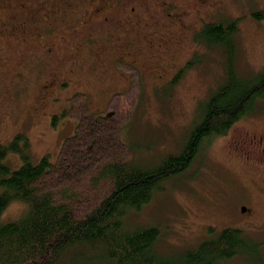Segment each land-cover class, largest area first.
I'll use <instances>...</instances> for the list:
<instances>
[{
    "label": "rangeland",
    "instance_id": "obj_1",
    "mask_svg": "<svg viewBox=\"0 0 264 264\" xmlns=\"http://www.w3.org/2000/svg\"><path fill=\"white\" fill-rule=\"evenodd\" d=\"M26 1L0 0V143L24 133L33 163L44 156L55 163L88 113L123 125V142L147 166L178 152L199 103L223 78L221 50L194 38L206 21L238 18V71L264 67V0ZM195 54L201 61L172 82ZM263 138L264 102L204 140L191 164L164 180L128 225L158 226L156 247L165 253L237 227L255 248L224 264H264ZM21 160L18 152L5 157L12 167ZM25 208L12 200L1 219H16ZM76 251L60 264H111Z\"/></svg>",
    "mask_w": 264,
    "mask_h": 264
},
{
    "label": "trees",
    "instance_id": "obj_2",
    "mask_svg": "<svg viewBox=\"0 0 264 264\" xmlns=\"http://www.w3.org/2000/svg\"><path fill=\"white\" fill-rule=\"evenodd\" d=\"M237 19L206 21L196 31L195 39L221 50L223 78L199 103L180 150L157 163L140 162L122 140L123 125L108 121L106 114L76 120L55 163L47 156L31 162L24 133L0 143V264H60L69 250H89L111 264H224L255 248L240 228L224 227L193 247L165 253L156 247L158 226L128 225L164 180L191 164L204 140L223 134L263 104L264 67L245 75L236 65ZM200 61L192 56L172 82ZM8 152L20 154L18 167L5 161ZM12 200L26 202L24 213L2 220Z\"/></svg>",
    "mask_w": 264,
    "mask_h": 264
},
{
    "label": "flooded vegetation",
    "instance_id": "obj_3",
    "mask_svg": "<svg viewBox=\"0 0 264 264\" xmlns=\"http://www.w3.org/2000/svg\"><path fill=\"white\" fill-rule=\"evenodd\" d=\"M25 1V0H24ZM91 1V0H90ZM98 0H94L93 2H97ZM27 3H28V5L30 4V6H32V4L33 3H35V0H31L30 2H28V1H26ZM92 2V3H93ZM37 4H40V3H42V1H38L37 0V2H36ZM96 4V3H95ZM105 4L106 3H103L102 5H99V6H97V5H94V7L91 9V11L92 12H94V10H98V9H104V7H105ZM38 10V9H37ZM38 12H40L39 10H38ZM89 12V11H88ZM42 14H44L43 12H42ZM88 17H90V13L88 14ZM89 22H92V19H90L89 18V20H88ZM262 144L261 145H264V138L262 139V142H261ZM262 147V146H261ZM264 148V147H263Z\"/></svg>",
    "mask_w": 264,
    "mask_h": 264
},
{
    "label": "water",
    "instance_id": "obj_4",
    "mask_svg": "<svg viewBox=\"0 0 264 264\" xmlns=\"http://www.w3.org/2000/svg\"><path fill=\"white\" fill-rule=\"evenodd\" d=\"M244 209H245V206H242V207H241V210L244 211Z\"/></svg>",
    "mask_w": 264,
    "mask_h": 264
}]
</instances>
